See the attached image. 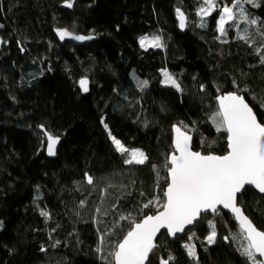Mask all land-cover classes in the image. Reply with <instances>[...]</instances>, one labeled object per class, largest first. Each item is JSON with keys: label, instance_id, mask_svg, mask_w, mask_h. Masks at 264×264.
I'll use <instances>...</instances> for the list:
<instances>
[{"label": "trees", "instance_id": "trees-1", "mask_svg": "<svg viewBox=\"0 0 264 264\" xmlns=\"http://www.w3.org/2000/svg\"><path fill=\"white\" fill-rule=\"evenodd\" d=\"M64 2L0 0V264H113L98 251L101 235L115 245L135 222L162 209L143 205L156 189L164 201L174 122L192 131L195 149L227 153L226 132L208 121V100L236 80L264 123V24L250 36L239 20L249 39L225 40L218 38L219 8L205 26L194 25L202 0H75L72 8ZM243 6L264 22V0ZM176 7L188 16L184 31ZM60 27L98 39L61 43L54 32ZM145 35L160 36L164 46L142 48ZM166 68L182 82V96L162 83ZM133 70L152 88L136 110L140 120L129 109L139 93ZM82 76L90 79L87 94L78 89ZM41 125L62 138L55 158L46 155ZM215 131L224 145L208 147ZM109 132L128 148L144 149L148 160L125 165ZM156 175H163L160 185ZM238 202L264 231V195L247 188ZM209 220L217 233L211 245ZM241 243L235 218L221 210L175 240L163 232L152 264L169 256V264H250L238 251ZM186 244L195 246V257Z\"/></svg>", "mask_w": 264, "mask_h": 264}, {"label": "snow or ice", "instance_id": "snow-or-ice-1", "mask_svg": "<svg viewBox=\"0 0 264 264\" xmlns=\"http://www.w3.org/2000/svg\"><path fill=\"white\" fill-rule=\"evenodd\" d=\"M205 5L198 11V15L206 17L219 8L217 20L218 31L221 35L227 32L226 25L233 24L239 27V20L249 25H257L255 18H250L247 10L243 7L246 3H254V0H233L231 6L225 4L222 7L216 0H202ZM68 8L73 7V0H65ZM239 11H236V10ZM179 26H186V17L178 8ZM264 24V22H259ZM201 26H205L203 19ZM61 40L73 38L77 41L91 40L92 36L74 35L67 29H57ZM264 36V32L260 33ZM219 38V37H218ZM242 39L248 40L244 35ZM142 48H161L164 45L160 36H143L139 38ZM264 47V45H262ZM259 51V49H258ZM261 61L264 62V53H261ZM164 83L179 88V84L173 76L163 70ZM81 89L88 92V80L82 78ZM146 85V81L142 82ZM203 87V86H202ZM219 110L213 116V122L217 124V130H225L228 133V152L225 155H204L191 149V137L181 127L174 126L175 140L174 151L171 153L166 165L170 182L164 192L162 210L155 215H146L140 222H136L126 232L123 239L116 243L114 250L109 253L114 264H152L151 256L154 255L157 245L154 243L156 235L162 228L167 229L170 236L175 237L184 233L188 226H194L202 221L204 214H219L222 206L230 210L239 222L241 229V243L238 251L247 258L250 264H264V231L257 229L253 222L245 215L237 202V194L245 190L246 186H254L260 193H264V124L258 122L253 109L245 101L244 97L236 92H228L217 97ZM41 128L43 126L41 125ZM105 128L107 125L105 124ZM47 135V150L49 155H55V148L59 142L58 137ZM111 136V133L109 132ZM115 150L129 158L126 164L142 165L147 160L146 154L139 149L129 150L119 139L111 136ZM87 184L93 185V177L86 174ZM159 204V198H155ZM84 201H81V205ZM153 204L152 200L144 204L148 208ZM115 207V205H112ZM100 212L101 209L97 208ZM47 216L48 213L42 212ZM103 214V213H102ZM128 219V217H121ZM211 231L206 237L209 245L217 239L215 224L207 221ZM105 234L100 237L101 244H105ZM228 240L229 237H225ZM188 255L195 257V246L186 244ZM98 251H101L98 248ZM106 258V257H105ZM174 257L161 258L159 264H169Z\"/></svg>", "mask_w": 264, "mask_h": 264}, {"label": "bare ground", "instance_id": "bare-ground-1", "mask_svg": "<svg viewBox=\"0 0 264 264\" xmlns=\"http://www.w3.org/2000/svg\"><path fill=\"white\" fill-rule=\"evenodd\" d=\"M180 9L181 10V8L180 7H176V10L177 9ZM176 13H177V11H176ZM200 19L198 20H195V22H194V25L195 26H199V25H201V23H200ZM190 24V23H189ZM187 25H188V23H187ZM61 28V27H60ZM68 29V28H67ZM71 31V30H70ZM73 32V31H72ZM73 33H75V34H82V33H76V32H73ZM68 42H71V43H75V42H73V41H68ZM76 44V43H75ZM166 69H168L169 71H170V69L169 68H166ZM132 73H134V70L133 71H131ZM171 72V71H170ZM173 77H174V75H172ZM175 78V77H174ZM176 79V78H175ZM177 80V79H176ZM177 82H178V84H179V88H176V87H172V88H174L175 89V92L179 95V96H182V94H183V92H184V87H183V85H182V82L180 81H178L177 80ZM233 84V86H235V87H233L231 90H228V91H224L222 94H225V93H228V92H236L237 94H239V95H242L243 93H241V92H243L242 91V89L241 88H239V87H237V85H238V82L236 81V80H234L233 82H232ZM135 88H136V90L137 91H139V93L134 97V98H132L131 99V101H130V106H129V109H130V111H132V112H135L136 113V116H132L135 120H140V117H142V112L141 111H136V110H138V106L140 107L141 105H142V103H143V97H144V95H146V94H148L151 90H152V88L150 87V85H144V86H142V85H137V86H135ZM222 94H220V95H222ZM219 94H217L216 96H215V100L214 101H210V100H208V106H210L211 107V110H210V113H209V119H208V121L210 122V124H212L213 126H215V124L216 123H214L213 122V116L215 115V113L219 110V105H218V101H217V97L218 96H220ZM244 95V97H245V100L247 101V103L250 105V107L255 111V109H254V107H253V105L251 104V102L248 100V98L246 97V95L245 94H243ZM256 112V111H255ZM174 126H180L183 130H186L185 128H183L182 126H181V124H179V123H177V122H174L173 124H172V126H171V129H172V140H171V145H172V150L171 151H169V153H168V157H167V161H168V159H169V156L171 155V153L174 151V147H173V140H174V135H173V129H174ZM44 127V126H43ZM46 129V128H45ZM186 131H188V130H186ZM221 132L222 131H224V132H226L225 130H220ZM215 133H216V137H209L208 136V147H219V144H223L224 145V143H223V141H221L220 139V136H219V134H217V132L215 131ZM49 134H51L50 132H49ZM52 135V134H51ZM46 136V135H45ZM53 137H57V136H54V135H52ZM227 136H228V133L226 132V140H224V142H225V145H226V148L228 149V142H227ZM198 137L200 138V140H201V143H205L206 142V140H204L203 138H201V135H198ZM117 138V137H116ZM118 139V138H117ZM120 140V139H119ZM123 144H124V142L122 141V140H120ZM46 145H47V137H46ZM202 145V144H201ZM127 148H128V146H127ZM129 150H130V148H128ZM140 150H142L145 154H146V156L148 157V155H147V153H146V151L144 150V149H140ZM45 152H46V148H45ZM57 153H58V150H57ZM118 155H119V157H121V159L123 160V161H125V159H127V158H129L128 156H126V155H122V154H120L119 152H118ZM221 155H224V153L223 154H221ZM57 156V155H56ZM125 165H127V166H129L130 164H125ZM247 188H252V189H254L256 192H258L260 195H264V193H260L257 189H255L254 187H251V186H248ZM156 197L157 198H159V200L162 202V197L160 196V190H158V189H156ZM152 208H154L153 206H152ZM162 210V209H161ZM160 211V210H159ZM158 212V211H157ZM156 212V213H157ZM122 227V226H121ZM121 227H119V228H121ZM186 234V232L183 234V235H179V236H184ZM178 237V236H177ZM123 239V238H122ZM121 239V240H122ZM110 256L111 255H108V256H105L106 257V261H108L109 259H110ZM104 257V256H103ZM104 257V258H105ZM114 264V263H113Z\"/></svg>", "mask_w": 264, "mask_h": 264}, {"label": "water", "instance_id": "water-1", "mask_svg": "<svg viewBox=\"0 0 264 264\" xmlns=\"http://www.w3.org/2000/svg\"><path fill=\"white\" fill-rule=\"evenodd\" d=\"M74 2H75V0H73V5H74ZM63 6L64 7H66V8H68L66 5H65V2L63 3ZM72 8V7H71ZM181 11L184 13V15H185V17H186V21H185V23H186V26L182 29L180 26H179V28L182 30V31H184L186 28H187V23H188V16H187V14L181 9ZM177 19H178V22H179V16H177ZM57 29H67V28H56L55 29V34H56V36H57V38H58V40L61 42V43H64V42H66V41H73V42H75L76 44H79V45H83V44H86V43H89V42H91V41H94V40H97L98 39V37L96 36V35H94V34H75V33H73L72 31H70L69 29H67L68 31H70V32H72L74 35H82V36H92L93 37V39H91V40H84V41H77V40H75V39H73V38H65L64 40H61L60 39V37H59V35H58V32H57ZM82 78H87V80H88V89L90 90V79L88 78V77H82ZM81 78V79H82ZM80 79V80H81ZM79 80V81H80ZM79 90L82 92V94H87L88 92H89V90H88V92H84L82 89H81V86H80V83H79ZM239 95V94H238ZM241 96H243L244 97V95L242 94ZM244 99H245V97H244ZM246 101V100H245ZM247 102V101H246ZM219 105V104H218ZM250 106V105H249ZM253 112L255 113V115H256V117H257V120H258V122H260V123H262V124H264L263 122H261L260 120H259V118H258V116H257V114H256V112L253 110ZM180 127V126H179ZM43 131H44V133H45V135H46V133H48L49 134V132L45 129V127H43V128H41ZM181 130L182 131H186V130H183L182 128H181ZM187 132V134L192 138L191 139V149H192V151H194V152H200L201 154H204V155H208L207 153H203L201 150H195L194 149V135H193V133H191L190 131H186ZM173 135H174V140H175V131H174V129H173ZM46 137H47V135H46ZM59 138V142L57 143V145H56V148H55V155H49L48 154V150H47V145H46V155L49 157V158H55L56 157V155H57V150H58V147H59V145H60V143H61V141H62V138L61 137H58ZM174 140H173V147H174ZM47 143H48V141H47ZM175 150V149H174ZM229 150V149H228ZM211 154H213V155H220V154H215V153H211ZM227 154V153H226ZM225 155V154H224ZM220 156H222V155H220ZM168 177H169V174H168ZM169 182H170V177H169ZM247 187L248 186H246V188H245V190L247 189ZM251 187H254V186H251ZM167 188V187H166ZM255 188V187H254ZM166 190V189H165ZM245 190H243L241 193H238L237 194V202H238V200H239V196L245 191ZM238 204H239V202H238ZM240 206V205H239ZM219 208H220V210H223L224 212H227V213H229L230 215H232L233 217H234V215L230 212V210H228V209H224L222 206H218ZM242 209H243V211H244V208L242 207V206H240ZM244 213H245V215H247L246 214V212L244 211ZM156 213H151V214H148V215H155ZM206 214H211L212 216H215L216 214H214V213H211V212H209V213H206ZM205 215V214H204ZM248 216V215H247ZM144 218V217H143ZM142 218V219H143ZM235 218V217H234ZM248 218L253 222V220L248 216ZM141 219V220H142ZM140 220V221H141ZM236 220V219H235ZM140 221H137V222H140ZM236 222L238 223V225H239V222L236 220ZM136 223V222H135ZM253 224L256 226V224L253 222ZM192 227H194V226H188V228H186V231L185 232H187L190 228H192ZM240 227V226H239ZM257 227V226H256ZM257 229H259L258 227H257ZM259 230H261V229H259ZM261 231H263V230H261ZM163 232H167V229H164V228H162L161 230H160V232H158L157 233V235H156V238H155V240H154V243L157 245V247H158V239L160 238V236H161V234L163 233ZM184 232V233H185ZM168 233V232H167ZM184 233H179V234H177V236H179V235H183ZM169 235V234H168ZM177 236H175V237H172V236H170L169 235V237L172 239V240H175L176 238H177ZM157 247H156V249H157ZM155 249V250H156ZM257 257L258 258H260V259H264V257H260L259 256V254H257Z\"/></svg>", "mask_w": 264, "mask_h": 264}, {"label": "rangeland", "instance_id": "rangeland-1", "mask_svg": "<svg viewBox=\"0 0 264 264\" xmlns=\"http://www.w3.org/2000/svg\"><path fill=\"white\" fill-rule=\"evenodd\" d=\"M203 6H205L204 4H202V6L201 7H203ZM200 7V8H201ZM244 7V6H243ZM245 8V7H244ZM199 11V10H198ZM236 11H239L238 9L236 10ZM214 12V11H213ZM212 12V13H213ZM198 13V12H197ZM199 16V19L201 20L200 21V23H202V19H203V22H204V24H206L207 22H208V17H210V15L209 16H206V17H201L200 15H198ZM238 23H239V21H238ZM259 23V22H258ZM199 26H201V25H199ZM256 26L257 25H247L246 27H245V29H247V30H249V29H251V32H250V36H255V28H256ZM236 25L235 24H233L231 27H228L227 25H226V28H227V32H226V34L225 35H221L220 33H219V38H221V39H225V40H230L229 39V35H231V36H233V38L235 37V38H241V37H243L244 35H245V33H244V31L243 30H241V29H239V27H238V29H237V31H236ZM234 29H235V31H234ZM231 30H233L234 31V33L232 34L230 31ZM219 32V31H218ZM145 36H148V37H152V36H156V35H145ZM143 37V36H142ZM161 42H162V39H161ZM252 45V44H251ZM148 48H152V47H148ZM162 48V47H161ZM156 49H160V48H156ZM164 70H167L171 75H172V73L168 70V69H164ZM134 79H135V81L137 82V84L138 85H142V86H144V84L142 83V82H145L146 80L145 79H143V78H140L139 77V75L136 73L134 76ZM162 77H163V84L164 85H167V86H171V87H174V86H172L171 84H165L164 83V79H165V77H164V74H163V71H162ZM174 78V77H173ZM175 79V78H174ZM176 80V79H175ZM177 81V80H176ZM147 82V81H146ZM178 83V82H177ZM147 84V83H146ZM215 127L217 128V124H215ZM191 131V130H190ZM220 131V130H219ZM192 132V131H191ZM132 149H135V148H130V150H132ZM140 150V149H139ZM133 164H135V163H133ZM164 168H165V166H163ZM156 178H157V185H160L161 183H162V181H163V175H156ZM153 198V199H152ZM150 200H152L153 201V204L151 205V206H153L154 207V209H156V208H159L161 205H162V203L163 202H161L160 200V203L159 204H157L156 203V200H155V198H157L156 197V195L154 196V197H152ZM137 212H139V210L137 211ZM140 214V213H139ZM139 216V215H138ZM138 216H133V218L134 219H139V218H137ZM111 241H112V243H108V242H106L105 243V245L103 244V246H102V248H100V249H102V252H103V254H109V253H111V251L112 250H114V241L111 239ZM102 245V244H101ZM250 263V262H249Z\"/></svg>", "mask_w": 264, "mask_h": 264}, {"label": "flooded vegetation", "instance_id": "flooded-vegetation-1", "mask_svg": "<svg viewBox=\"0 0 264 264\" xmlns=\"http://www.w3.org/2000/svg\"><path fill=\"white\" fill-rule=\"evenodd\" d=\"M134 75H135L134 73H131V77L133 78L132 82H133L134 86H137L138 84H137V82L135 81V79H134V77H133ZM82 77H85V76H82ZM82 77H81V78H82ZM81 78H80V79H81ZM80 79H79V80H80ZM77 85H78V89H79V81H78V84H77ZM147 85H151V82H147ZM80 92H81V91H80ZM194 149H195V148H194ZM195 150H197V149H195ZM227 152H228V149H227ZM203 153H205V152H203ZM208 154H209V153H208ZM215 154H220V153H215ZM224 154H226V152H225ZM220 155H221V154H220ZM220 211H221V210H220ZM210 215H211V214H210ZM206 216H208V214H206ZM211 216H212V215H211ZM257 258H258V257H257ZM258 259H260V258H258Z\"/></svg>", "mask_w": 264, "mask_h": 264}]
</instances>
